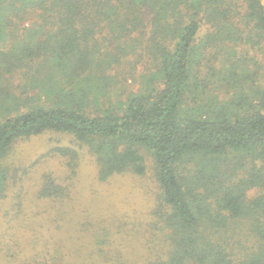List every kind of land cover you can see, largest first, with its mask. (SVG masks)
Returning <instances> with one entry per match:
<instances>
[{
	"label": "trees",
	"instance_id": "trees-1",
	"mask_svg": "<svg viewBox=\"0 0 264 264\" xmlns=\"http://www.w3.org/2000/svg\"><path fill=\"white\" fill-rule=\"evenodd\" d=\"M238 42L264 44L261 0H0V161L48 131L84 144L101 182L148 175V153L171 230L167 258L149 264H264V80L233 64L230 101L194 91L206 53ZM135 55L157 68L101 109L106 70ZM55 184L44 177L40 193L61 196Z\"/></svg>",
	"mask_w": 264,
	"mask_h": 264
},
{
	"label": "rangeland",
	"instance_id": "rangeland-1",
	"mask_svg": "<svg viewBox=\"0 0 264 264\" xmlns=\"http://www.w3.org/2000/svg\"><path fill=\"white\" fill-rule=\"evenodd\" d=\"M22 20L20 28L31 29L37 15ZM96 40L101 52L105 45L114 50L107 44L106 31ZM135 56L106 70L111 85L108 97L100 98L105 102L101 109H112L137 92L157 68L145 56ZM233 64L262 82L264 44L238 42L231 49L209 50L195 73L194 91L203 104L230 101L227 77ZM241 88L248 93L252 85ZM143 154L150 176L122 173L101 182L94 157L71 134L48 131L16 140L0 161V264H149L167 258L171 231L163 222L167 209L151 180L153 162ZM44 177L63 188V194H41ZM239 231L245 240L246 227Z\"/></svg>",
	"mask_w": 264,
	"mask_h": 264
}]
</instances>
